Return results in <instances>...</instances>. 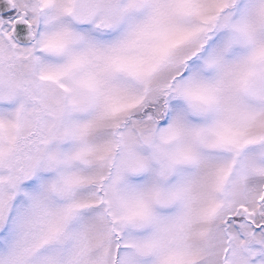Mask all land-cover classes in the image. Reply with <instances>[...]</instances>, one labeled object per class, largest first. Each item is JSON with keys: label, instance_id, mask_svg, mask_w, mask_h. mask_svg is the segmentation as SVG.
<instances>
[{"label": "snow or ice", "instance_id": "1", "mask_svg": "<svg viewBox=\"0 0 264 264\" xmlns=\"http://www.w3.org/2000/svg\"><path fill=\"white\" fill-rule=\"evenodd\" d=\"M0 264H264V0H0Z\"/></svg>", "mask_w": 264, "mask_h": 264}]
</instances>
